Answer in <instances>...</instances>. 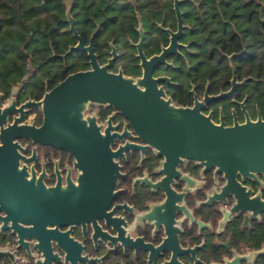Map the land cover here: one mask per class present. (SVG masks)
Instances as JSON below:
<instances>
[{
	"label": "water",
	"instance_id": "1",
	"mask_svg": "<svg viewBox=\"0 0 264 264\" xmlns=\"http://www.w3.org/2000/svg\"><path fill=\"white\" fill-rule=\"evenodd\" d=\"M181 1L173 0L178 29L173 31L166 28L171 34L170 44L163 46L160 54L146 56L142 49L144 28L139 23L140 40L135 44L137 57L143 66L142 76L134 77L124 74L121 69H110L118 55L115 45H112L111 57L107 62L99 63L93 45L96 32L85 44L76 27L70 3L67 21L77 42L69 45L61 56L65 59L73 50L87 51L90 67L68 73L39 99L29 98L16 104L15 98L11 97L2 103L0 92V228L10 229L16 236V247L26 248L29 254L30 240H35L34 245L43 257L37 258L34 264H54V259L62 260L52 250V238L65 251V264L93 260L81 255L82 245L69 236L70 229L63 231L60 226H72L73 223H85L92 219L98 227L95 216L106 212L116 194L114 186L117 178L123 176L121 166L114 158L123 157V151L129 147L144 150L145 146L130 141L113 149L114 137L122 139L130 132L127 129L122 133L111 131L114 126L110 118L107 127L101 130L102 125L96 122L94 114L84 116L89 102L116 107L130 121L138 137L153 145L158 154L165 157L161 171L166 176L154 186L167 184V188H170L169 181L180 174L176 164L183 163L186 157L194 158L204 169L211 166L215 167V173L224 174L226 183L219 192H214L212 198L222 201L225 194L235 197V203L225 212L226 217L244 211L247 218L256 217L264 211V198L260 194L251 196V190L238 179L242 176L258 181L257 174L264 175V117L259 115L253 120L247 115L242 123L237 119L232 125H226L224 119L217 123L211 114L200 111L202 103L199 101L193 107H182L171 103L169 98L165 99V93L157 86V81L166 76L153 77L157 65L163 62L170 65L166 62L168 54H180L178 48L187 46L178 41L186 26ZM231 80V89L217 95L206 94L205 99L231 95L237 84L235 76ZM15 92L13 90L12 95ZM33 105L42 110L40 125L24 122L29 107ZM13 112H17L13 119L4 124L7 115ZM16 137L52 145L70 153L77 169L76 178L72 179L69 171L64 184L56 167L57 182L47 185L43 181L45 171L37 175L34 165L29 170V164L36 157V148H33L31 156H27L28 144L23 146ZM143 180L147 181L145 178ZM168 201L171 200L168 198ZM169 242L172 243L171 237ZM175 242L172 245L171 264L180 263L177 253L194 251L189 248L182 250ZM4 255L12 264H17L13 251L0 247V258ZM261 256H264V247L235 254L217 264H256Z\"/></svg>",
	"mask_w": 264,
	"mask_h": 264
},
{
	"label": "flooded vegetation",
	"instance_id": "2",
	"mask_svg": "<svg viewBox=\"0 0 264 264\" xmlns=\"http://www.w3.org/2000/svg\"><path fill=\"white\" fill-rule=\"evenodd\" d=\"M160 24L163 22L158 23L155 32L153 30L148 31L143 25L142 49L147 57L160 54L163 46L170 44L171 34L166 28L173 31L178 29L177 18L176 28L165 24L161 27ZM139 27L137 28L138 39L135 42H130L135 48L133 53L135 63H130L131 61L124 59L123 53L119 52L115 46L118 55L111 63V70L118 71L121 69L124 74H127L128 70L133 69L136 73L131 74V76H142L143 66L137 57L138 48L135 44L140 40ZM186 27L187 25L178 41L187 46L178 48L180 54L170 53L166 56V62L170 65L163 62L153 70L154 78L166 76V78L157 81V86L163 89L165 93L164 98H169L171 103L182 107H193L196 101H199L202 103L200 108L202 113L211 114V118L217 123L224 119L226 125L234 124L235 119L242 123L247 119V115L253 120L257 119L259 115L264 117L259 109L258 101H251L248 94L241 96L240 87L247 78L239 79L234 68L228 78L230 84L226 88L220 87L218 91L211 90L212 82L208 77L192 76V73L183 71L184 66L187 69L191 67L187 55L191 51V43L189 40H183ZM94 32L92 31L91 35ZM153 38H165L166 41H160V49L148 54L147 46L152 47L151 39ZM109 45L110 49L105 61L100 62L98 60L100 64H105L111 57L113 44ZM89 67L90 65L87 68ZM233 76H235L237 84L231 95H223L217 99H205L206 94L207 96L217 95L222 91L231 89ZM13 90H16L15 95H12ZM20 90L19 85H14L7 96L0 91L2 103L11 97L15 98L16 104L31 98L19 100L18 93L20 94ZM16 113H9L4 124L7 121L10 122ZM87 114L96 116V122L102 125L101 130L107 127L110 118V122L114 126L111 131L122 133L127 129L130 132V134L126 133L122 139L114 137L113 149L125 145L127 141L145 147L144 150L141 147H129L123 151V157L114 158L119 162L123 176L117 178L114 186L116 194L106 212L95 216L98 227L95 226L92 219L85 221V223H73L72 226H60V230L63 231L70 229L69 236L82 245L81 255H86L89 259L93 258L91 262L78 260L77 264H171L170 260L174 251L172 245L175 242L173 237L175 236L177 247L182 250L194 249L193 252L188 250L177 253V259L180 262L177 264H217L232 258L235 254H245V252L257 250L244 240L236 241L231 227L233 221H239V227L242 231L249 229L254 220H262L264 211L256 217L247 218L246 211L238 214L231 213L226 217L225 212L230 210L235 203V197L231 194H225V199L222 201L212 198L214 192H219L226 183L223 173H215V167L211 166L204 169L196 159L186 157L183 163L176 164V169L180 174L173 176V180L169 181L168 186L170 188H167V184L154 186V184L163 181L166 176L161 171L165 157L158 154L153 145L138 137L130 121L116 107L107 103L89 102L84 111V116ZM42 118V110L33 105L29 107L24 122H35V124L40 125ZM16 138L23 146L28 144L27 156H31L33 148H36V157L29 164V170L31 165H34L37 175L45 171L43 181L47 185L57 182L56 167L60 170L61 181L64 184L67 182L66 176L69 171L72 179L76 178L77 169L74 167V158L70 153L52 145L35 143L31 139ZM257 176L258 181L252 177L239 176L238 179L242 185L244 184L246 188L251 190V196L260 194L264 198V175L257 174ZM168 198L171 201H168ZM170 237L172 243L169 242ZM15 238V234L10 229L0 228V247L13 251V255L16 257L15 263L34 264L37 258L43 257L35 247L34 239L30 240L31 253L29 254L26 248L16 247ZM52 250L62 258L61 261L54 259V264H65L64 256L66 253L54 238H52ZM0 264L12 263L8 256L4 255L0 258Z\"/></svg>",
	"mask_w": 264,
	"mask_h": 264
},
{
	"label": "trees",
	"instance_id": "3",
	"mask_svg": "<svg viewBox=\"0 0 264 264\" xmlns=\"http://www.w3.org/2000/svg\"><path fill=\"white\" fill-rule=\"evenodd\" d=\"M173 0H0V91L9 95L20 86L19 100L39 99L68 73L85 70L87 52L73 50L77 42L67 21L68 5L79 34L88 42L96 32L93 45L98 60L104 62L109 44L135 63L139 23L155 32L158 23L176 28ZM183 21L187 25L183 40H189L187 54L192 76L208 77L212 89L227 87L234 68L241 85V96L258 101L264 115V0H183ZM18 28V29H17ZM159 31V30H158ZM151 39L147 53L160 49V41ZM162 41V42H163ZM136 73L133 69L128 75ZM204 80V78H203ZM214 86V88H213ZM264 193V191H263ZM264 214V212H263ZM234 239L244 240L252 248L264 247V215L249 229L241 230L232 222ZM264 264V256L257 259Z\"/></svg>",
	"mask_w": 264,
	"mask_h": 264
}]
</instances>
